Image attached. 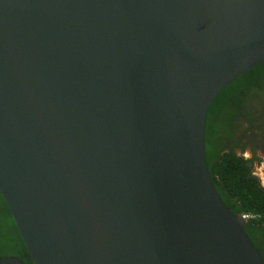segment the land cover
Segmentation results:
<instances>
[{
  "label": "water",
  "instance_id": "water-1",
  "mask_svg": "<svg viewBox=\"0 0 264 264\" xmlns=\"http://www.w3.org/2000/svg\"><path fill=\"white\" fill-rule=\"evenodd\" d=\"M263 60L264 0H0V193L34 264H264L204 141Z\"/></svg>",
  "mask_w": 264,
  "mask_h": 264
},
{
  "label": "trees",
  "instance_id": "trees-1",
  "mask_svg": "<svg viewBox=\"0 0 264 264\" xmlns=\"http://www.w3.org/2000/svg\"><path fill=\"white\" fill-rule=\"evenodd\" d=\"M254 127L264 128V60L237 75L214 96L204 138L207 166L215 187L233 214H251L246 218L245 231L264 258V185L252 173V161L258 154L255 140L250 138L257 133L245 134V129ZM234 128L239 131L238 140H231ZM247 142L252 148L248 158L241 154ZM8 255L23 264H34L0 193V258Z\"/></svg>",
  "mask_w": 264,
  "mask_h": 264
},
{
  "label": "flooded vegetation",
  "instance_id": "flooded-vegetation-1",
  "mask_svg": "<svg viewBox=\"0 0 264 264\" xmlns=\"http://www.w3.org/2000/svg\"><path fill=\"white\" fill-rule=\"evenodd\" d=\"M252 126L253 125H251V127ZM253 129L254 130L245 129V131H246L245 134L250 136V134L252 132L257 133V136H255V137H254V135L250 136V138L253 139V141L255 140L256 153L258 154V158H255L252 161V173L256 174V176H257V173H258L257 167L259 165H261V163L263 162V159H264V154L262 153V152H264V150H263V148H264V128H263V130H262V128L259 129L257 127H254ZM233 130L235 131V134H233V137L231 140H238L239 131L236 128H234ZM237 148H240V147H237ZM241 154L247 158L252 156V148H251V145L249 142H247L246 148L241 152ZM261 183L264 185V180H262Z\"/></svg>",
  "mask_w": 264,
  "mask_h": 264
},
{
  "label": "rangeland",
  "instance_id": "rangeland-1",
  "mask_svg": "<svg viewBox=\"0 0 264 264\" xmlns=\"http://www.w3.org/2000/svg\"><path fill=\"white\" fill-rule=\"evenodd\" d=\"M257 176L258 178L262 181L264 180V159H263V162L261 163V165H259L257 167Z\"/></svg>",
  "mask_w": 264,
  "mask_h": 264
},
{
  "label": "clouds",
  "instance_id": "clouds-1",
  "mask_svg": "<svg viewBox=\"0 0 264 264\" xmlns=\"http://www.w3.org/2000/svg\"><path fill=\"white\" fill-rule=\"evenodd\" d=\"M243 216H245V218L251 216V214H243Z\"/></svg>",
  "mask_w": 264,
  "mask_h": 264
}]
</instances>
